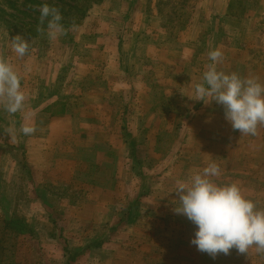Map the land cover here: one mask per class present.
I'll use <instances>...</instances> for the list:
<instances>
[{"label":"rangeland","instance_id":"374dc122","mask_svg":"<svg viewBox=\"0 0 264 264\" xmlns=\"http://www.w3.org/2000/svg\"><path fill=\"white\" fill-rule=\"evenodd\" d=\"M62 1L88 12L50 36L40 8L59 0H0V59L25 95L15 114L0 103V264H264L255 246L198 251L174 211L212 163L264 209V124L240 135L190 99L216 49L218 71L264 83V0Z\"/></svg>","mask_w":264,"mask_h":264},{"label":"clouds","instance_id":"9594fccd","mask_svg":"<svg viewBox=\"0 0 264 264\" xmlns=\"http://www.w3.org/2000/svg\"><path fill=\"white\" fill-rule=\"evenodd\" d=\"M40 20L48 21L50 36L62 34V15L57 8L43 4ZM11 47L20 57L29 51V44L22 37H14ZM209 59L212 64L203 73L202 82L196 84L195 97L190 99L222 105L225 119L234 130L240 135H256L258 125L264 124V83L242 78L235 72L218 71L215 65L223 60L219 49L211 51ZM24 102L21 78L12 65L0 59V103L7 112L15 114ZM35 130L32 126L22 128L25 135ZM220 173V167L212 163L176 187L179 206L174 211L196 226L190 243L212 258L220 253L228 255L234 248L241 254L253 246L257 252H264V209L246 198L238 184L216 183L212 177Z\"/></svg>","mask_w":264,"mask_h":264},{"label":"trees","instance_id":"16d2710c","mask_svg":"<svg viewBox=\"0 0 264 264\" xmlns=\"http://www.w3.org/2000/svg\"><path fill=\"white\" fill-rule=\"evenodd\" d=\"M59 1L62 3L61 7L58 6V10L61 13L62 18H65V17L71 18V21L70 19H67L69 20L68 23L73 22L74 20V24L77 25V23H79L82 19H84L86 13L88 12V7L85 9H81V7H78L77 5L70 6L69 4L64 3L62 0H59ZM69 1H72V0H69ZM64 6L68 7V11L64 10L63 8ZM60 23L63 24V22H60ZM68 23H65V25H68Z\"/></svg>","mask_w":264,"mask_h":264}]
</instances>
